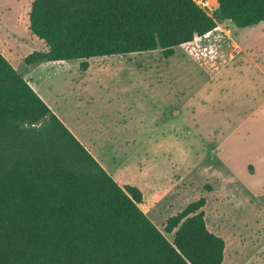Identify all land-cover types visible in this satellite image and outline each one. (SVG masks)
Wrapping results in <instances>:
<instances>
[{
	"label": "rangeland",
	"instance_id": "rangeland-1",
	"mask_svg": "<svg viewBox=\"0 0 264 264\" xmlns=\"http://www.w3.org/2000/svg\"><path fill=\"white\" fill-rule=\"evenodd\" d=\"M32 1L0 0V51L52 112L91 142L116 183L141 191L139 208L160 231L204 197L224 264H264V22L219 21L167 59L155 50L90 58L85 73L81 60L25 68V56L46 50L28 30Z\"/></svg>",
	"mask_w": 264,
	"mask_h": 264
},
{
	"label": "trees",
	"instance_id": "trees-1",
	"mask_svg": "<svg viewBox=\"0 0 264 264\" xmlns=\"http://www.w3.org/2000/svg\"><path fill=\"white\" fill-rule=\"evenodd\" d=\"M208 16L191 0H33L29 32L46 62L146 54L214 31L264 22V0H217ZM204 189L210 191V186ZM0 52V264H222L224 241L206 226L204 197L166 219L163 232ZM172 235L168 240L164 235Z\"/></svg>",
	"mask_w": 264,
	"mask_h": 264
},
{
	"label": "crops",
	"instance_id": "crops-1",
	"mask_svg": "<svg viewBox=\"0 0 264 264\" xmlns=\"http://www.w3.org/2000/svg\"><path fill=\"white\" fill-rule=\"evenodd\" d=\"M263 23V22H261ZM260 24V23H259ZM196 39V38H195ZM2 54L3 52L0 51ZM90 59V58H89ZM89 59L87 60L89 62ZM41 65V64H40ZM39 66V65H38ZM89 68H90V65L88 63V69L85 71V72H88L89 71ZM83 72V73H85ZM23 78H24V75H22ZM36 85V84H35ZM33 87V86H32ZM36 87H38L36 85ZM36 87L34 86L33 89L36 91V93L41 97L43 98V100L47 103V106H49L50 109H53L54 107V102L51 100V99H48L46 97H42V94H40V91H37L36 90ZM53 111V110H52ZM77 132V131H75ZM73 130H72V133L76 136V138L78 139V141H80V143L89 151L90 154H92V156L98 161V163L103 167V169L109 173L112 178L117 181L118 183L120 182L118 179H116V177L113 175L116 173V170L112 167L109 166V164L104 160V158L101 157V155L92 148V145H91V142L87 141L81 134L80 132L78 134H76ZM120 184V183H119ZM121 185V184H120ZM162 206V205H161ZM174 215H175V212H173ZM172 217V216H171ZM169 218V217H168ZM162 220H164V218H162ZM166 221V220H165Z\"/></svg>",
	"mask_w": 264,
	"mask_h": 264
},
{
	"label": "built area",
	"instance_id": "built-area-1",
	"mask_svg": "<svg viewBox=\"0 0 264 264\" xmlns=\"http://www.w3.org/2000/svg\"><path fill=\"white\" fill-rule=\"evenodd\" d=\"M196 6L212 17L218 9L217 0H191Z\"/></svg>",
	"mask_w": 264,
	"mask_h": 264
},
{
	"label": "bare ground",
	"instance_id": "bare-ground-1",
	"mask_svg": "<svg viewBox=\"0 0 264 264\" xmlns=\"http://www.w3.org/2000/svg\"><path fill=\"white\" fill-rule=\"evenodd\" d=\"M224 255H225V251H224ZM224 262H225V259H224V261H223V263H222V264H224Z\"/></svg>",
	"mask_w": 264,
	"mask_h": 264
}]
</instances>
